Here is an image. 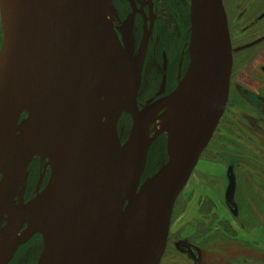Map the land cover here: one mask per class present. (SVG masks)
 Returning <instances> with one entry per match:
<instances>
[{"label":"water","instance_id":"obj_1","mask_svg":"<svg viewBox=\"0 0 264 264\" xmlns=\"http://www.w3.org/2000/svg\"><path fill=\"white\" fill-rule=\"evenodd\" d=\"M105 2L0 0V264L35 234L43 239L38 264H63L54 238L68 221L67 264H146L153 257L161 264L176 202L226 111L234 57L223 0H191L187 71L170 95L142 109L147 43L136 56L131 34L119 39ZM56 96L66 111L54 119L48 106ZM174 100L180 142L173 147L168 134L166 164L142 183L150 147L163 134L152 135L147 119ZM124 115L132 127L123 143ZM37 157L51 176L25 204ZM228 181L225 202L238 217L232 168ZM107 183L118 200L75 242ZM17 198L23 209L11 217Z\"/></svg>","mask_w":264,"mask_h":264},{"label":"rangeland","instance_id":"obj_2","mask_svg":"<svg viewBox=\"0 0 264 264\" xmlns=\"http://www.w3.org/2000/svg\"><path fill=\"white\" fill-rule=\"evenodd\" d=\"M223 2L234 57L229 101L209 146L176 202L168 246L161 264H252V261H264L260 257L261 254L264 256V243L252 245L239 236V227L247 229V225L255 223L254 220L247 223L246 215L241 214L249 210L243 207L246 201L251 204L259 200L260 208L264 209V200L259 199V193L264 196V0ZM189 5V0H159L157 5L163 17H156V46L160 45V50L161 47L174 46L173 64L178 60L175 52L177 43L182 50L189 42ZM169 13H172L171 17ZM2 44L0 15V49ZM160 50L156 49V59L162 65ZM188 66L187 61L185 69ZM156 70L149 64L145 71L143 90L149 95L162 88L160 82H154L155 74L159 73ZM176 70L171 69V73ZM171 80L169 88L173 89L176 84L174 76ZM131 127V118L124 116L119 124L123 140L129 136ZM167 143L168 134L163 133L151 145L143 181L166 164ZM43 161L40 157L35 159L29 173L25 189L28 199L34 195L41 178ZM231 165L236 176L235 201L244 211L238 218L231 214L225 203L227 173ZM16 203H20V198ZM183 244H190L198 250V262L180 249ZM27 252L21 259L23 264H38L41 255L39 244L34 243Z\"/></svg>","mask_w":264,"mask_h":264},{"label":"flooded vegetation","instance_id":"obj_3","mask_svg":"<svg viewBox=\"0 0 264 264\" xmlns=\"http://www.w3.org/2000/svg\"><path fill=\"white\" fill-rule=\"evenodd\" d=\"M190 5L188 6V13L187 17L190 19V12H191V0H189ZM159 0H113L112 1V8L115 13V18L112 23V26L114 27L119 39L123 42V40L129 38V35L132 36V39L134 40L135 45V55L137 56L142 44L144 41L147 43V49H146V56H145V62H144V70H143V77H142V85L138 96V106L140 109L144 108L148 102L153 103L160 99L165 98L166 96L170 95L178 86L179 82L184 77L187 68L186 64L187 61L189 63V43H190V35H191V22L189 20V28H188V37L189 42L185 43L182 50L179 47V43H177V48H175V52H177L178 60L175 61V64L172 63L173 59V47H161L160 45L156 46V32H157V18L156 17H163V14L159 12L158 8ZM168 9V8H167ZM169 10V9H168ZM171 12V11H170ZM170 17L172 16V13L168 14ZM174 17H176V14L174 13ZM132 21V27L129 30V23ZM188 47V48H187ZM159 49L162 53V61L163 64L159 63L158 58L156 59L157 52L156 49ZM178 50V51H177ZM169 51V52H168ZM149 64H152L154 69L158 70V74H155L157 78H155L154 82H160V84L163 86L165 84L164 92L159 95L161 89L157 92L151 93L150 95L145 93L143 90V84L146 79V69ZM161 65V66H160ZM171 69H177L175 73H171ZM156 70V71H157ZM185 70V71H184ZM184 72V73H183ZM183 73V74H182ZM174 76V85L175 87L173 89H170V83L172 82L171 77ZM232 79V78H231ZM231 87V86H230ZM223 118V117H222ZM222 120V119H221ZM120 130V129H119ZM38 158V157H37ZM35 158V159H37ZM35 159L33 160L32 164L30 165L29 173L31 169L33 168V164L35 162ZM43 167L41 169V178L38 180V184L35 188L34 195L28 199L27 194L25 192L24 195V203H28L31 200L35 198V196L38 194V192H41L48 184L50 176H51V169L49 166H47V162L43 161ZM229 168L233 169L234 167L231 165ZM228 168V170H229ZM228 178V173H227ZM142 182H144L142 180ZM229 184V181H228ZM228 187V186H227ZM227 190V189H226ZM27 191V190H26ZM236 195V194H235ZM236 202V201H235ZM226 203V202H225ZM237 204V203H236ZM227 206V204H226ZM238 206V205H237ZM241 206H238L239 214L242 211ZM246 208V205L243 206ZM228 208V206H227ZM229 209V208H228ZM230 211V209H229ZM231 212V211H230ZM25 230V227L22 229V231ZM21 231V232H22ZM34 243L39 244V250L41 251L40 254H42L43 251V239L41 234H35L27 243L21 245L18 250L16 251L13 259L8 264H23V261H21L23 255L28 254L27 252L31 245ZM180 249H183L182 245L179 246ZM191 250L190 256L196 260L199 261V253L197 252L196 248L194 246L190 247ZM18 256H20L18 258ZM41 256V255H40ZM37 264V263H36Z\"/></svg>","mask_w":264,"mask_h":264},{"label":"bare ground","instance_id":"obj_4","mask_svg":"<svg viewBox=\"0 0 264 264\" xmlns=\"http://www.w3.org/2000/svg\"><path fill=\"white\" fill-rule=\"evenodd\" d=\"M112 1L113 0H106L105 8L107 9L109 20L113 23L115 18V13L112 8ZM48 108L51 111H56V115L54 119H57L61 116L62 113L66 111V107L60 97L56 96L52 98L51 103L49 104ZM178 120V100H174L173 102L165 105L160 109L159 112H154L151 116L147 119V123L149 124L150 131L152 135H156L158 132L163 131V133L169 134L172 146L175 147L180 142V135L181 131L178 128L177 124ZM52 151V147L47 148L45 150V154ZM117 188L113 187L110 183L104 185L96 199L95 205L93 207L92 213L87 218L85 223L81 226L78 236L75 239V242L80 240L84 234L90 229L96 222L98 215L101 212L111 210L113 204L118 200L116 196ZM23 205L22 204H14L11 208L9 215L14 217L15 214H18L22 211ZM69 221L65 223V227L61 228L55 235V243L57 248L62 256L63 264H67L68 257L72 253V250L68 246V239L70 236V227ZM21 231H16L15 236L13 238L19 237ZM104 249V244H101L95 251V253L101 252ZM101 250V251H100ZM155 257L151 258L147 261L146 264H154Z\"/></svg>","mask_w":264,"mask_h":264},{"label":"crops","instance_id":"obj_5","mask_svg":"<svg viewBox=\"0 0 264 264\" xmlns=\"http://www.w3.org/2000/svg\"><path fill=\"white\" fill-rule=\"evenodd\" d=\"M259 199L261 198L262 200H264V196L261 195V193H259ZM257 201V202H256ZM255 202H248L246 201V207L249 208V210H246L245 213H241V214H245L246 218H247V223L252 220L255 221L254 224L249 225L251 227H249L247 225V229H244V227H239V236H241L242 240H245L247 242H250L252 245L255 244H263L264 243V209L260 208V201L256 200ZM259 201V202H258ZM263 209V211L261 210ZM244 212V211H242ZM216 213V211H215ZM223 213H221L222 215ZM259 253V252H258ZM260 254V253H259ZM263 254H261L260 256H262ZM264 257V256H263ZM252 264H264V261L258 260V261H252Z\"/></svg>","mask_w":264,"mask_h":264},{"label":"trees","instance_id":"obj_6","mask_svg":"<svg viewBox=\"0 0 264 264\" xmlns=\"http://www.w3.org/2000/svg\"><path fill=\"white\" fill-rule=\"evenodd\" d=\"M260 257H261V259H262L263 256H260ZM263 258H264V257H263Z\"/></svg>","mask_w":264,"mask_h":264}]
</instances>
